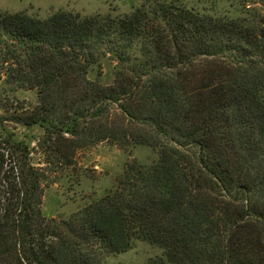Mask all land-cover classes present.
<instances>
[{"label": "trees", "instance_id": "1", "mask_svg": "<svg viewBox=\"0 0 264 264\" xmlns=\"http://www.w3.org/2000/svg\"><path fill=\"white\" fill-rule=\"evenodd\" d=\"M82 138L157 156L50 217L45 143ZM136 241L161 250L144 264H264V0L0 9V264H111Z\"/></svg>", "mask_w": 264, "mask_h": 264}, {"label": "rangeland", "instance_id": "2", "mask_svg": "<svg viewBox=\"0 0 264 264\" xmlns=\"http://www.w3.org/2000/svg\"><path fill=\"white\" fill-rule=\"evenodd\" d=\"M140 0H0V9L8 11L26 10L29 14L44 17L57 9L78 12L81 15L94 12L123 13L131 9ZM112 79L111 64L104 62L101 80L109 83ZM20 99L34 101V91L20 90L16 93ZM40 132L33 128L34 135ZM35 140L30 142L33 148L34 161L44 157L37 149ZM67 143V142H66ZM78 146L72 151L70 146L53 152V143L46 141L49 163L48 175L53 182L45 188L44 211L50 217H66L81 207L91 198L103 195L115 185L124 164L134 159L144 163L155 160L157 152L146 145H136L134 148H122L111 144L107 139L95 143H87V139L78 140ZM51 147V148H50ZM69 154L68 162L64 154ZM160 249L144 241H136L133 246L107 259L111 264H144L148 259L160 253Z\"/></svg>", "mask_w": 264, "mask_h": 264}]
</instances>
